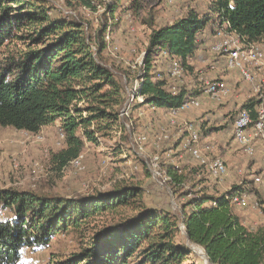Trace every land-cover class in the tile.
Masks as SVG:
<instances>
[{"label":"trees","instance_id":"trees-1","mask_svg":"<svg viewBox=\"0 0 264 264\" xmlns=\"http://www.w3.org/2000/svg\"><path fill=\"white\" fill-rule=\"evenodd\" d=\"M118 2L110 6L112 15ZM54 10L50 0H0V126L37 133L58 122L65 146L56 158L65 166L84 151L86 140L99 144L111 134L125 90L117 78L123 71L109 56L104 38L108 22L93 34L77 13L59 16ZM143 19L150 33L140 94L143 104L166 112L194 96L173 91L154 73V50L166 53L170 67L179 60L184 68L204 42L199 35L205 30L212 34L225 28L246 45L256 43L264 37V0H210L207 13L190 11L160 26L152 14ZM244 83L248 96L238 114L250 109L255 119L259 101L252 85ZM208 126L198 127L201 138L215 129ZM165 171V185L183 186L176 167ZM251 183L256 184L244 181L223 194L195 193L173 213L148 206L135 185L75 197L0 186V264H22L24 249H46L58 234L83 232L100 215L112 220L93 227L92 236L82 233L77 251L51 254L46 264H199L188 262L193 252L177 240L180 233L204 249L208 264H264V226H246L231 204L233 196L253 191Z\"/></svg>","mask_w":264,"mask_h":264},{"label":"rangeland","instance_id":"rangeland-1","mask_svg":"<svg viewBox=\"0 0 264 264\" xmlns=\"http://www.w3.org/2000/svg\"><path fill=\"white\" fill-rule=\"evenodd\" d=\"M115 1L92 0L88 5L81 0L72 6L68 0H50L55 7L53 13L59 16L66 12L77 13L88 23L93 34L108 22L113 44L117 45L114 53L108 52L115 65L123 71V75L117 78L125 90V102L128 97L126 86L131 88L134 80L146 73L140 61L145 58L148 49L150 25L143 18L152 14L157 25L170 24L190 11L207 13L210 0H119L118 10L112 15L110 6ZM215 33L201 43L189 66L183 68L181 78L171 76L170 60L165 52L154 50L151 55L154 73L168 81V88L173 91L184 89L199 102V105L182 110L175 116L177 125L170 123L167 112L138 101L131 114L119 119L111 134L101 137L99 144L85 141L83 171L75 170L70 164L61 166L57 160L56 155L63 149V144H59L60 132L56 123L43 127L37 133L0 126V186L75 197L104 194L122 185H135L143 191V199L148 206L173 213L193 199L195 193L223 194L244 181H253L254 174L260 172L264 163V138L256 142L253 156L235 142L234 117L241 108L240 102H235L237 85L230 88L228 84L230 94L220 101L213 100L204 91L207 80L227 82L224 77L228 69L225 58L210 51ZM243 85L241 77L238 86L243 89ZM123 104L118 109V115ZM186 121L193 122L197 127L209 124L208 127L215 128L209 135H202L201 146L209 147L204 150L209 159L221 158L225 161L228 167L226 176L214 179L205 166L198 164L189 153L177 150L174 142L181 141L185 136V130L181 128ZM125 135H129V139ZM154 158H157L156 166L152 162ZM37 166L43 169L41 174L35 172ZM169 167H176L179 177L184 178L182 187L163 183L169 180L165 173ZM251 186L253 191L247 194L248 203L234 207V211L246 226L256 229L264 226V184L251 183ZM190 187L195 189L194 194L185 195ZM5 212L8 216L9 212ZM111 220L110 215L96 216L89 228H82L83 232L58 234L46 249H24L22 264H46L51 254L75 252L83 243V234L92 236L93 227L100 229ZM177 240L191 247L193 255L188 262L194 259L196 263L208 264L201 246L189 244L183 233L177 236Z\"/></svg>","mask_w":264,"mask_h":264},{"label":"built area","instance_id":"built-area-1","mask_svg":"<svg viewBox=\"0 0 264 264\" xmlns=\"http://www.w3.org/2000/svg\"><path fill=\"white\" fill-rule=\"evenodd\" d=\"M69 14V12H66ZM65 13V14H66ZM225 27V26H224ZM133 30V29H132ZM215 40L210 45V51L214 54H220L225 58L228 70L235 71L240 76L250 83L253 87V93L259 101L257 110V117L254 119L250 109H243L238 114L233 125L234 140L244 152L253 156L256 153V142L264 138V37L256 42L246 45L242 42L239 36L228 32L225 28L218 29L214 34ZM107 43L108 51L115 52L117 45L113 44L111 27L108 25L104 35ZM140 66L145 68L144 58L140 61ZM183 66L179 60H174L170 73L173 78H181ZM144 76L134 80L132 87L126 86L128 97L125 100L123 107L119 112V119L129 116L132 112L133 106L136 102H143L145 97L140 94ZM205 86V93L213 100L220 101L222 98L229 96L230 88L224 80H207ZM177 91V90H174ZM199 105L195 98L185 100L178 108L167 110L170 123L177 125L175 116L182 110L189 109L192 106ZM185 136L180 142V147L190 154L201 165H204L210 176L214 178H221L228 174V167L225 161L221 158L209 159L204 150H208L206 146H201V133L198 127L193 123L186 121L183 123ZM180 129V130H181ZM60 142L65 146V134L59 130ZM85 152L82 151L78 157L70 162L71 167L77 171H83ZM154 158L153 165L156 166ZM35 172L41 174L43 169L41 166L35 167ZM253 180L256 184H264V163L258 174H254ZM248 203V197L245 193L237 194L232 197L231 204L236 206H245ZM4 212L0 209V215Z\"/></svg>","mask_w":264,"mask_h":264},{"label":"crops","instance_id":"crops-1","mask_svg":"<svg viewBox=\"0 0 264 264\" xmlns=\"http://www.w3.org/2000/svg\"><path fill=\"white\" fill-rule=\"evenodd\" d=\"M208 35H210V33H208V31L207 30H205V31H203L202 32V34H200L199 35V39H200V42H202V41H204L205 42V40H207V36ZM146 43H147V41H146ZM133 50H135V49H132V51ZM225 80L228 82H226L227 84H229V86H230V88L234 85V84H236L237 85V87H238V90L236 91L237 92V99H235V102H240L241 103V101H243V99L245 98V96H246V93H244V90L245 89H242V87H240L239 88V86H238V82H239V78H241V76H240V74H238V72H235V71H230V70H226L225 71ZM235 85V86H236ZM242 86V85H241ZM239 93H241V95L239 96ZM244 93V94H243ZM232 94V93H231ZM239 103V104H240ZM241 105V104H240ZM56 127L58 128V131L60 130V125H59V123L58 122H56ZM179 143H180V141H178V140H175V142H174V145L176 146V147H178L177 148V150H179Z\"/></svg>","mask_w":264,"mask_h":264}]
</instances>
